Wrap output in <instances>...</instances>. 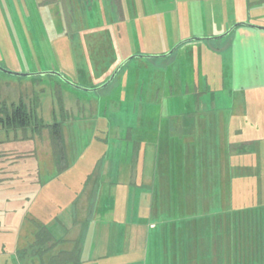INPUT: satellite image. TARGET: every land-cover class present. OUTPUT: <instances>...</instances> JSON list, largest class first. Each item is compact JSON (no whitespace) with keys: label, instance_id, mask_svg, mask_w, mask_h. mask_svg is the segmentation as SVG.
Returning <instances> with one entry per match:
<instances>
[{"label":"rangeland","instance_id":"rangeland-1","mask_svg":"<svg viewBox=\"0 0 264 264\" xmlns=\"http://www.w3.org/2000/svg\"><path fill=\"white\" fill-rule=\"evenodd\" d=\"M160 7L164 11L152 0H147V5L142 0H0V65L16 73L56 71L80 87L96 89L109 80L127 46L141 53L132 56L157 57L178 44L163 52L165 41H170L172 22H156L153 16L156 12L171 14L173 5ZM230 10L222 8L226 15ZM88 12L93 16L88 17ZM118 25H125L128 32L130 26L133 34L124 37ZM232 41L220 47L217 40L207 44L209 51L191 53L203 68L198 67L199 76H193L189 87L197 92L209 89L215 95L226 88L217 101L207 100L204 107L207 112H230L226 115L232 125L226 124L231 131H242L245 140H263L262 150L245 161L260 163L264 169V40L245 42L240 55L243 62L234 54ZM173 55L154 60H172ZM148 61L133 59L111 87L98 91L76 89L55 76L18 77L0 71V108L11 111L23 103L35 114L25 129L0 124V156L6 150L15 154L10 163L17 161L14 170L18 176L9 183L0 181V264H63L61 251L46 240L44 228L56 236L77 235L89 206V190L100 181V173L108 171L111 181L117 180L115 186L124 184L134 150L143 148L145 158L155 157L156 135L150 132L160 128L167 115L177 112H168L173 101L164 91L158 101L147 95L146 103L151 105L143 112L141 85L136 81L142 79ZM203 75L210 84L203 83ZM127 79L133 84L129 94ZM194 79H198L195 85ZM193 105L192 111H196ZM258 112L259 118L255 116ZM55 124L61 125L63 135L56 143L50 137ZM199 152L209 156L208 150ZM254 182L243 180L247 189L242 188L236 199L245 211L229 214L242 221L236 241L238 264H264V195L250 187ZM6 195L16 199L13 209L7 208ZM229 264H234V259Z\"/></svg>","mask_w":264,"mask_h":264},{"label":"crops","instance_id":"crops-1","mask_svg":"<svg viewBox=\"0 0 264 264\" xmlns=\"http://www.w3.org/2000/svg\"><path fill=\"white\" fill-rule=\"evenodd\" d=\"M165 1L152 0L163 11L160 6L173 5L171 14L170 11L156 12L153 16L156 22H172L170 41H165L167 48L163 52L184 40L221 36L235 23L264 27V0ZM142 2L147 5V0ZM225 6L231 9V14L222 11ZM87 14L93 16L91 12ZM118 28L124 37L133 34L130 26L129 32L125 25ZM224 39H219L220 47L228 46L233 40L234 54L240 56L247 40H264V30L240 26ZM216 42L191 41L180 47L172 60L148 58V63L143 65L142 79L140 76L136 81L141 85L139 99L144 105L143 112L151 105L146 103V96L151 94L158 101L160 92L164 91L168 100L173 101V109L168 112L177 113L167 115L166 122L150 132L156 135L152 160L144 157L143 148L138 152L134 150L135 155L124 173V184L120 182L115 186L117 180L111 181L108 171L100 173L97 186L89 190V206L77 227V235L56 236L49 229L50 236H45L46 240L58 246L63 264H229L233 259L234 264H238L236 241L241 236L242 221L229 214L245 211L236 203L243 180H256L250 187H257L264 195L262 164L245 161L262 150L263 140H245L242 131H231V117L226 115L230 112L206 111L204 102L214 103L219 93L227 92L226 88L215 95L209 89L197 92L189 87L193 76H199L198 69L203 68L201 61L193 59L191 53L202 49L207 52V44ZM127 50L117 59L119 64L133 54H141L129 46ZM131 63L132 60L128 64ZM207 79L203 75V83L210 84ZM129 81H126L128 94L133 86L132 80ZM197 81L194 79V85ZM193 102L196 111H192ZM260 115L258 112L255 116ZM200 150H208L209 156L201 154ZM212 150L216 153L214 157ZM14 155L6 150L0 156L2 184L4 180L9 183L18 178L14 170L17 161L10 163ZM204 158L209 160L206 162ZM8 163L10 167H6ZM6 196L7 208L13 209L16 199ZM1 230L0 224V234Z\"/></svg>","mask_w":264,"mask_h":264},{"label":"water","instance_id":"water-1","mask_svg":"<svg viewBox=\"0 0 264 264\" xmlns=\"http://www.w3.org/2000/svg\"><path fill=\"white\" fill-rule=\"evenodd\" d=\"M240 26H246V27H251V28H254V29H258V30H264V27H261V26H256V25H253V24H249V23H239V24H236L235 26H233L230 30H228L227 32H225L224 34H222L221 36H218V37H212V38H192V39H189V40H184L180 43H178L174 48L173 50H171V52H169L168 54H165L164 56H157V57H148V56H130L129 58H127L126 60H124L116 69L115 71L113 72V74L111 75V77L109 78V80L102 86L96 88V89H86V88H83V87H80L76 84H74L73 82L69 81L63 74L59 73V72H56V71H44V72H27V73H16V72H11L7 69H5L4 67H2L0 65V71L4 72V73H7V74H10V75H14V76H18V77H44V76H55V77H58L59 79H61L64 83L76 88V89H80V90H84V91H98V90H101V89H104L106 87H108L116 78V76L118 75V73L121 71V69L128 63L130 62L131 60L133 59H136V58H149V59H152V58H163V57H168L170 56L173 52H175L177 50L178 47L182 46L183 44H186L188 42H191V41H197V40H219L221 38H224L226 36H228L232 31H234L237 27H240Z\"/></svg>","mask_w":264,"mask_h":264},{"label":"trees","instance_id":"trees-1","mask_svg":"<svg viewBox=\"0 0 264 264\" xmlns=\"http://www.w3.org/2000/svg\"><path fill=\"white\" fill-rule=\"evenodd\" d=\"M209 41H214V40H209ZM182 46H180V47H182ZM180 47H178L177 50ZM175 52H173V54ZM152 59H155V58H152ZM114 81L108 87H111L113 85ZM34 115L35 114H34L32 108L29 109V107L26 106L23 103L19 104L18 106H15L14 105V107H12V110L11 111H8L7 108L2 107V108H0V124L3 125V126H5V127H8V128L25 129L26 127L30 126L33 123ZM60 127H61L60 124H55L54 127H53V129H52L51 138H52V140L55 143L56 142H59V141H62V139H63V135H62V132H61V128ZM39 228H41V227L39 226ZM44 230H45V236H48L49 237L50 234H49L48 230H46L45 228H44ZM39 237H42V236L39 235Z\"/></svg>","mask_w":264,"mask_h":264}]
</instances>
